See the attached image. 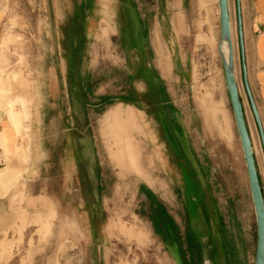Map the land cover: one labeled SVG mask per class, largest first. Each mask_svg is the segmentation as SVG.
I'll return each instance as SVG.
<instances>
[{
	"label": "crops",
	"instance_id": "1",
	"mask_svg": "<svg viewBox=\"0 0 264 264\" xmlns=\"http://www.w3.org/2000/svg\"><path fill=\"white\" fill-rule=\"evenodd\" d=\"M39 1L41 4L45 2ZM209 1L104 0L102 7H94L86 0L85 5L80 7L78 0H52L49 6L32 9L35 11L33 14L37 15L108 16L106 22L114 29L110 32L109 39L115 42L117 56L120 58V62L113 64L111 70L124 72L122 84H117L123 90L119 92L117 88L116 102L106 105L96 119L94 112L99 106L90 105V109L87 107L88 113L83 126L86 130L89 127L98 128L99 134L94 136V131H87L84 140L96 137L101 142H109L108 137L104 139L106 135L102 130V120L110 108L117 106L124 111L127 108L134 111L135 120L130 122L124 140L132 144L135 153L138 143L145 144V158H149L155 165L154 170L150 169L148 172L150 182L154 179V185L146 184L143 180V184L138 185L136 194L143 206L148 208L150 232L163 249L166 263L255 264L257 219L240 136L238 146L235 144V153H229L232 166L227 167L224 163L223 167L218 168L214 157L208 153V146L204 145L205 138L200 129L201 119H198L192 108L185 106L183 98L180 103L177 102V96L185 93L184 85L190 78L189 51L183 47L192 30L191 22L195 19L191 8L205 6L206 10L200 8L202 14L197 19L201 26L197 27V31H202L201 39L211 47L216 36L218 37L216 48L222 64L219 54V1H214V17L206 5ZM177 3L181 7L178 8ZM241 9L248 83L264 129V0H241ZM15 10L18 15L30 13L29 8L20 7ZM13 11L12 6L10 10H0V195L14 186L21 176L22 161H29L31 164L33 156L29 142L32 133L39 135L44 127L46 110H59L56 103H51L49 97H45L49 93H46L43 83L39 84V79L38 84L34 85L36 94L33 92L27 95L29 93L22 89L14 91L15 81H20L26 87L31 86V83L27 78H22L23 67L29 60L17 43L20 36L18 33H10L9 30V19ZM35 25L37 27L38 23ZM234 26L235 73L239 83L236 70L239 57L236 48L238 37L236 24ZM38 29L40 28H36ZM92 30V26L86 23V33ZM71 35L69 46L74 45H71ZM40 60L42 61L41 58ZM82 61L86 63L84 72L87 74L90 68L87 58ZM75 63L76 58L68 59L69 108L74 112L69 118V126H76L78 86L83 79ZM91 70L92 73L94 68L91 67ZM174 77H179L181 86L176 85ZM240 94L264 194V170L260 169L258 158L261 156L258 148L261 149L263 164L264 153L249 100L246 95L245 102L241 87ZM33 100L30 108L29 104ZM207 116L205 122L209 124V113ZM26 118L30 119L29 124ZM27 125V131L23 130ZM140 126L143 132L141 136L135 132ZM218 127L220 130L219 123ZM235 127L237 133V124ZM85 147H88L90 154L84 159L89 166L95 167L97 149L90 142ZM238 149L242 156L238 154ZM72 162L70 159L68 166ZM32 169V166L27 167L28 172ZM231 174L240 178V182L231 180L227 176ZM23 198L24 195L21 194L18 202ZM41 200L42 205L48 207L52 214L57 212L49 199L43 197ZM72 223L77 226L76 222Z\"/></svg>",
	"mask_w": 264,
	"mask_h": 264
},
{
	"label": "rangeland",
	"instance_id": "2",
	"mask_svg": "<svg viewBox=\"0 0 264 264\" xmlns=\"http://www.w3.org/2000/svg\"><path fill=\"white\" fill-rule=\"evenodd\" d=\"M44 1L41 4L39 0H0V10L14 8L9 30L15 35L18 33L20 39L17 43L29 60L23 67L22 78H27L31 86L15 81L14 91L22 89L29 93L27 95L36 94L34 85L40 80L39 84L43 83L49 93L45 97L59 106V110H46L45 125L39 135L30 130L33 134L29 142L33 156L31 164L22 161L21 176L14 186L0 195V264H167L163 249L150 232L148 208L136 194L143 180L154 185L148 172L154 170L155 165L145 158V144L138 143L135 153L132 144L124 140L130 122L135 120L134 111L115 106L105 113L102 120L104 139L108 137L112 142H101L96 137L84 140L87 131H94V136L99 134L98 128L86 130L83 126L87 107L99 106L94 112L96 119L106 105L116 102L117 92L123 90L117 84H122L124 72L111 70L113 64L120 62L115 42L109 39L114 29L106 22L107 15L103 14H33L32 8L51 5L52 0ZM78 1V6L85 5L86 0ZM88 1L89 5L102 7L104 0ZM214 1L206 3L212 15H215ZM177 6L181 7L180 3ZM20 7L29 8L30 13L16 14L15 8ZM230 7L235 25V0H230ZM200 8L205 9V6L191 8L195 19L183 47L189 51L190 78L184 85L185 93L177 96V102L183 98L185 106L192 108L201 119L204 145L208 146V153L214 157L218 168L224 163L228 167L232 166L229 153H235L239 135L234 130V114L217 53L218 37L211 47L201 39L202 31H197L201 26L197 19L202 14ZM86 23L92 26L91 32L86 33ZM70 34L73 37L71 45L74 43L75 46H69ZM236 48L239 54L237 43ZM70 57L76 58L77 71L83 78L78 86L76 126L68 125L74 113L70 111L68 96L67 65ZM84 58L90 66L87 74L84 72ZM240 64L239 55L236 70L246 102ZM91 67L94 68L92 73ZM173 79L177 86H181L179 77ZM32 103L34 100L29 104L30 108ZM207 113L210 115L209 124L205 122ZM25 120L29 124L30 119ZM27 129L28 125L23 127V130ZM141 131L140 126L135 132L141 136ZM88 142L97 149L95 167L89 166L84 159L90 154L85 147ZM237 152L242 156L240 149ZM258 153L261 156L258 158L260 169L264 170L260 148ZM70 159L73 164L68 166ZM29 166L33 167L30 172L27 171ZM227 176L235 179V183L240 182V178L233 174ZM21 194L24 198L18 202ZM43 197L56 208L55 214L42 205Z\"/></svg>",
	"mask_w": 264,
	"mask_h": 264
},
{
	"label": "water",
	"instance_id": "3",
	"mask_svg": "<svg viewBox=\"0 0 264 264\" xmlns=\"http://www.w3.org/2000/svg\"><path fill=\"white\" fill-rule=\"evenodd\" d=\"M220 8V26H221V41L219 53L222 59L224 75L226 79L227 89L230 97L232 110L235 116L239 136L241 139L243 153L246 161L251 193L254 200L256 219H257V250L255 264H264V194L260 182V177L257 169L256 156L252 149V139L248 129L244 104L241 98L238 81L235 75V51L232 40L229 0H218ZM236 11V29L238 37V48L240 55V65L242 73V82L245 93L249 100L250 109L257 125L262 151L264 153V129L260 119V115L252 96L247 77L246 58H245V43L244 30L242 20L241 0H235ZM228 42V55L222 53V43Z\"/></svg>",
	"mask_w": 264,
	"mask_h": 264
},
{
	"label": "bare ground",
	"instance_id": "4",
	"mask_svg": "<svg viewBox=\"0 0 264 264\" xmlns=\"http://www.w3.org/2000/svg\"><path fill=\"white\" fill-rule=\"evenodd\" d=\"M219 5V4H218ZM229 10H230V22H231V31H232V40H233V32H234V25H233V21H232V15H231V7H230V0H229ZM219 14H220V8H219ZM221 27V26H220ZM237 31V29H236ZM221 41V40H220ZM18 42V41H17ZM234 40H233V46H234ZM220 44V43H219ZM220 46V45H219ZM6 48V47H5ZM222 53L227 56L228 55V42L227 41H224L222 43ZM1 49V48H0ZM234 51H235V48H234ZM220 54V53H219ZM221 57V56H220ZM222 60V59H221ZM235 61H236V55H235ZM236 75V73H235ZM237 79V78H236ZM238 81V80H237ZM2 86V85H1ZM238 86H239V83H238ZM239 90H240V87H239Z\"/></svg>",
	"mask_w": 264,
	"mask_h": 264
}]
</instances>
